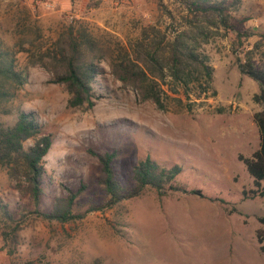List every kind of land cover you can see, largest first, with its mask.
<instances>
[{
    "label": "rangeland",
    "instance_id": "obj_1",
    "mask_svg": "<svg viewBox=\"0 0 264 264\" xmlns=\"http://www.w3.org/2000/svg\"><path fill=\"white\" fill-rule=\"evenodd\" d=\"M181 10L172 0H0V52L25 74L2 103L7 113L0 112V123L13 122L16 111H30L52 136L37 205L0 169V202L20 223L12 254L0 236V264H264L255 238V230L264 229L258 220L264 218V197L239 160L258 146L251 118L260 109L252 100L258 86L237 68L249 57L254 68L264 69V0H240L232 12L235 30L219 29L201 45L213 68L210 88L200 93L189 83L173 92L167 82L163 110L140 101L111 75L106 60L91 82L93 106L68 107L63 86L50 83L38 61L30 62L73 20L115 49L127 47L144 26L170 31ZM111 149L117 150L113 169L122 185L131 184V167L149 155L161 166H179L172 180L179 189L157 195L145 187L103 206L93 153ZM81 185L73 211L90 204L101 209L64 223L34 212L49 211L66 189Z\"/></svg>",
    "mask_w": 264,
    "mask_h": 264
},
{
    "label": "trees",
    "instance_id": "obj_2",
    "mask_svg": "<svg viewBox=\"0 0 264 264\" xmlns=\"http://www.w3.org/2000/svg\"><path fill=\"white\" fill-rule=\"evenodd\" d=\"M172 1L182 12L179 23L171 26L168 32L153 25L144 26L127 47L114 49L99 43L81 21L73 20L58 33L51 47L30 62L38 61L49 72L48 81L63 86L68 95V107L93 106L91 82L98 73L101 60L107 61L111 75L135 91L140 101L148 100L159 110L165 108L163 97L166 96L162 85L167 82L171 84L170 90L173 92L177 91V86L186 90L189 83H196L199 92L203 93L210 88L213 68L208 63V56L201 50V45L207 43L219 29L225 32L235 30L232 12L238 8L240 0ZM158 6H162L167 16L172 17L161 2ZM248 33L246 31L241 34L247 36ZM236 35L239 36L237 32ZM237 68L257 84L258 92L252 95V100L260 105V109L251 115L258 134V146L249 157L239 156V160L252 180L254 191L264 197V69L254 68L249 57L243 62H237ZM24 82L25 74L13 68L7 53L0 52L1 113H7L2 103L10 99L14 90ZM26 141L30 143L25 144ZM51 142V134L43 132L30 111H16L13 122L0 123V169L11 181L13 188L35 205L42 194L43 157ZM93 154L97 157L102 173L98 181L106 196L103 206L111 207L122 199L136 196L145 187H152L157 195L179 189L172 183L180 170L176 164L164 167L146 155L131 167V184L124 186L116 178L113 169L117 150ZM82 189V185L75 190L66 189V196L56 200L49 211L34 212L46 220L64 223L103 207L90 204L75 213L73 205ZM190 192L199 193L197 190ZM258 220L264 224L263 217ZM19 227V221L0 202V236L7 254L14 252ZM255 238L259 249L264 251V229H256Z\"/></svg>",
    "mask_w": 264,
    "mask_h": 264
}]
</instances>
